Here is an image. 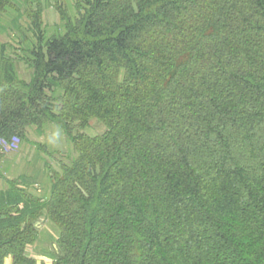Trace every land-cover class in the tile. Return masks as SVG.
I'll list each match as a JSON object with an SVG mask.
<instances>
[{
    "label": "trees",
    "instance_id": "16d2710c",
    "mask_svg": "<svg viewBox=\"0 0 264 264\" xmlns=\"http://www.w3.org/2000/svg\"><path fill=\"white\" fill-rule=\"evenodd\" d=\"M76 3L33 19L28 80L0 47V157L51 122L76 153L0 188V264H37L41 219L52 264H264V0Z\"/></svg>",
    "mask_w": 264,
    "mask_h": 264
},
{
    "label": "rangeland",
    "instance_id": "374dc122",
    "mask_svg": "<svg viewBox=\"0 0 264 264\" xmlns=\"http://www.w3.org/2000/svg\"><path fill=\"white\" fill-rule=\"evenodd\" d=\"M37 15L47 37L61 33L65 30V19H74L78 15L76 0H12L0 10V47L5 45L10 56L18 61L21 77L27 80L31 70L20 55L25 54L22 49L29 48L30 41L35 37L32 23ZM105 130V125L95 118L84 131L97 135ZM28 134V141L16 140L8 146L3 143L0 188L7 185L8 179L27 176L35 181L29 189L45 197L50 191V175L54 170L61 169V162L68 161L76 153L65 131L57 123H45L41 128L31 127ZM38 227L39 240L28 247V254L36 256L37 264H52L54 255L59 251L58 230L47 219H41ZM6 264H12V261L8 259Z\"/></svg>",
    "mask_w": 264,
    "mask_h": 264
},
{
    "label": "crops",
    "instance_id": "0c3cea01",
    "mask_svg": "<svg viewBox=\"0 0 264 264\" xmlns=\"http://www.w3.org/2000/svg\"><path fill=\"white\" fill-rule=\"evenodd\" d=\"M28 250V249H27ZM28 252V251H27ZM30 257H33V258H35L36 260H37V258H36V256L35 255H30V254H28ZM8 259H10L11 261H12V263H13V259L12 258H8ZM7 259V260H8ZM7 263V262H6Z\"/></svg>",
    "mask_w": 264,
    "mask_h": 264
}]
</instances>
